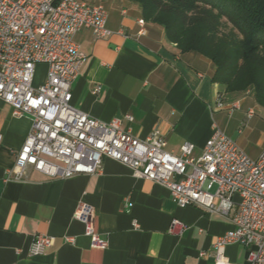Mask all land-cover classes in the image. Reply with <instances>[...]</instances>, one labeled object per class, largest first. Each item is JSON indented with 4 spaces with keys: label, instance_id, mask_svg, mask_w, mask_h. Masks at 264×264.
Listing matches in <instances>:
<instances>
[{
    "label": "crops",
    "instance_id": "crops-1",
    "mask_svg": "<svg viewBox=\"0 0 264 264\" xmlns=\"http://www.w3.org/2000/svg\"><path fill=\"white\" fill-rule=\"evenodd\" d=\"M94 3L106 7L111 34L98 39L91 29L82 28L75 35L87 56L72 85L75 108L103 122L120 119L123 130L142 140L158 131L167 150L177 155L191 142L194 156H200L219 128L245 153L244 142H254L259 157L264 108L254 95H224L225 107L219 109L223 86L213 81L216 66L211 60L182 52L168 40L163 26L144 19L136 2ZM40 66L47 71L46 65ZM45 80L46 75L37 79L36 86ZM234 103L240 109L232 111ZM251 110L253 117L248 116ZM32 123L29 116H15L0 99V264L216 263V240L235 229L233 213L225 217L195 206L181 208L167 187L135 177L114 159L103 158L102 170L94 174L50 178L30 168L25 179L9 178ZM82 203L94 208L95 230L108 242L107 249L93 247L85 235L76 217ZM174 219L186 225L181 234L170 233ZM40 234L54 241L43 255L30 256ZM224 253L227 264H249L250 249L244 245H227Z\"/></svg>",
    "mask_w": 264,
    "mask_h": 264
},
{
    "label": "built area",
    "instance_id": "built-area-1",
    "mask_svg": "<svg viewBox=\"0 0 264 264\" xmlns=\"http://www.w3.org/2000/svg\"><path fill=\"white\" fill-rule=\"evenodd\" d=\"M107 20L106 7L87 0H0V99L15 116H29L33 122L8 177L25 179L30 168L50 178L94 174L102 170L103 158L114 159L135 177L167 187L181 208L195 206L225 217L233 213L235 229L217 238L215 264H227L224 249L230 244L250 249L249 264H264V149L252 160L216 128L200 156H194L191 142L177 155L167 150L158 131L142 140L123 130L120 119L99 121L72 105V85L87 59L75 35L88 28L98 39L106 38L111 34ZM139 25L142 35L145 20ZM39 65L47 66V74L36 86ZM217 106L222 109L225 102L219 99ZM229 108L240 109V104ZM254 114L251 110L248 116ZM76 217L92 246L107 249L108 242L95 230L94 208L82 203ZM134 226H139L136 221ZM185 228L174 219L170 233L181 234ZM53 241L37 235L29 255H43Z\"/></svg>",
    "mask_w": 264,
    "mask_h": 264
},
{
    "label": "trees",
    "instance_id": "trees-1",
    "mask_svg": "<svg viewBox=\"0 0 264 264\" xmlns=\"http://www.w3.org/2000/svg\"><path fill=\"white\" fill-rule=\"evenodd\" d=\"M170 42L216 66L224 95L253 91L264 108V0H130Z\"/></svg>",
    "mask_w": 264,
    "mask_h": 264
},
{
    "label": "rangeland",
    "instance_id": "rangeland-1",
    "mask_svg": "<svg viewBox=\"0 0 264 264\" xmlns=\"http://www.w3.org/2000/svg\"><path fill=\"white\" fill-rule=\"evenodd\" d=\"M87 1L90 2V3H94V0H87ZM46 74H47L46 67L39 65L37 67L35 85H36V80L44 78ZM240 95L241 96L254 95V92L250 90V91H247V92L240 93ZM244 148H245V151H246V153H247V155L249 156L250 159L256 160L258 158L256 156L257 155V146H256V144L254 142L246 140L244 142Z\"/></svg>",
    "mask_w": 264,
    "mask_h": 264
}]
</instances>
